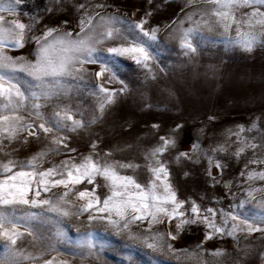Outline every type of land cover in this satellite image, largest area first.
I'll list each match as a JSON object with an SVG mask.
<instances>
[{
	"label": "snow or ice",
	"instance_id": "snow-or-ice-1",
	"mask_svg": "<svg viewBox=\"0 0 264 264\" xmlns=\"http://www.w3.org/2000/svg\"><path fill=\"white\" fill-rule=\"evenodd\" d=\"M29 4H33V0H0V264H72L67 255L79 256L82 262L85 256L97 255V241L92 231L76 241L78 251L62 254L59 249V245L67 243V233L62 227L65 218L73 215L79 218L84 213H88L89 222L104 221L116 234L128 231L130 239L140 240L154 252L165 248L172 254L187 252V249H175L168 241L177 240L186 226L200 224L205 229L204 241L214 236L231 237L237 252L248 255L250 249L239 247V235L248 239L259 233L264 239V199L255 200L253 196L254 192H264V187L249 186L245 199L230 205L228 211L217 212L212 207H202L194 199L178 198L170 179V160L165 158V153L176 147L175 137L181 124L159 136L157 142L144 151L143 167L148 173L144 182L120 171L135 170L140 165L115 161L110 152L92 151L78 157L69 156L46 168L43 166L49 155H60L63 150L74 153L76 149L68 148L67 133L95 124L114 103L117 90H109L104 84L115 80L123 85V81L116 79L118 58L132 60L146 75L155 78L150 62L154 59L152 49L157 41V28L144 27L151 12L146 11L139 20L129 21L104 11L111 5L88 0L76 6V29L68 30L69 21L63 20L56 27L43 25L38 30L41 12L60 11L63 0H52L51 6L45 5L36 11L25 10ZM201 4L203 7H199ZM184 8L192 10L185 12L174 37L184 55L197 52L199 45L195 40L201 35L202 25L210 32L218 31L226 47L251 51L257 44L264 45V0H187L182 12ZM21 16L27 17L28 22H21ZM185 21L186 28L183 27ZM233 31L235 36L231 35ZM29 45L27 56L8 54ZM85 65H98V70L90 73ZM21 73L30 79H21ZM89 75L97 80L103 77L104 82L86 85L97 102L85 119L82 111L73 112L72 106L62 101L70 99L74 84L84 83ZM125 89L126 86L118 91L122 93ZM54 98L56 102L52 103ZM49 108L51 111L46 112ZM76 115L80 118H74ZM152 128L158 125L153 124ZM256 129L257 124L253 122L227 131L228 148L231 147L230 137H236L232 153L235 158L252 150V156L240 173L245 183L264 181V167L258 171L248 168V165H264V143L258 145L253 142L256 137L248 136ZM28 137L37 141L43 139L45 144L26 160L14 158L17 148L13 145L28 143ZM91 148H96L95 141ZM226 152L224 143L207 150H202L199 144L192 146L197 160L202 156L206 161L205 172L213 184L219 181L212 169L224 167L217 154ZM181 158L192 157L179 152L175 159ZM97 177L104 183H98ZM84 183L92 185L91 189L76 187ZM224 186L230 190L229 183ZM97 187L107 191L97 194ZM55 188L63 191L53 193L51 190ZM246 206L247 210L239 211ZM173 221L172 230L152 232L154 225ZM136 222L147 223L143 233L133 234L129 230ZM99 247L105 244L100 242ZM196 248L201 250L200 254L207 251L203 249V241ZM209 254L220 257L224 250L216 248ZM260 256L264 264V252ZM126 259L131 260V257Z\"/></svg>",
	"mask_w": 264,
	"mask_h": 264
},
{
	"label": "rangeland",
	"instance_id": "rangeland-1",
	"mask_svg": "<svg viewBox=\"0 0 264 264\" xmlns=\"http://www.w3.org/2000/svg\"><path fill=\"white\" fill-rule=\"evenodd\" d=\"M86 2L88 0H63L60 11L41 12V24L37 25V29L43 25L56 27L63 20L69 21L66 26L68 30L76 29L78 19L76 6ZM90 2L109 4L111 7L104 11L116 13L129 21L139 20L146 11L151 12L144 27L157 28V41L152 49L154 59L150 62L155 78L146 75V71L132 60L118 58L116 79L123 81V85L115 80L104 84L109 90H117L114 103L108 106L103 117L95 124L67 133L68 148L76 149L74 153L63 150L60 155H49L43 166L46 168L53 163L59 164L69 156L78 157L92 151L110 152L111 158L115 161L124 163L131 161L140 165L135 170L120 171L121 174L132 175L138 181L144 182L148 177L143 167L144 151L155 144L159 136L168 133L176 124H181L182 128L175 137L176 147L170 153H165V158L170 160V179L177 190L178 198L194 199L202 207H212L217 212L228 211L230 205L239 204L245 199V192L249 186L264 187V181L245 183L244 177L240 175L247 159L252 156V150H246L237 159L232 155L236 147V137H230V148L226 142L229 129L235 130L238 125L249 126L255 122L257 129L248 133V136L256 137L253 142L258 145L264 143V140L260 139L264 137V45L257 44L251 51L226 47L218 31L210 32L202 25L201 35L195 40L199 45L197 52L184 55L174 37L181 27L179 22L184 19L185 12L192 10L184 8V11H181L187 0H151V3L149 0H90ZM33 4H29L25 10L36 11L45 5L51 6L52 0H33ZM20 19L21 22H28L27 17L21 16ZM183 27H188L187 21ZM231 35L235 36V32H231ZM112 43L114 42H109ZM30 47L31 45L22 50H11L8 54L27 56ZM85 67L90 73L98 70V65ZM20 77L30 79L22 73ZM103 82V77L97 80L94 75L86 76L84 83L74 84L70 99L62 102L70 104L73 112L82 111L87 119L94 110L97 100L90 94L86 85L93 86ZM124 86L125 91L120 93L118 90ZM55 102L54 98L52 103ZM209 117L212 119L209 120ZM74 118L80 117L76 115ZM153 124L158 125V128H152ZM28 141L23 145H13L17 148L13 153L14 158L26 160L45 144L43 139L37 141L32 137H28ZM93 141L96 143L94 150L91 148ZM219 143L225 144L227 152L217 154L224 167L221 170L212 169L213 175L219 181L213 184L205 172L206 161L202 156L197 160L192 153V146L199 144L202 150H207ZM179 152H186L192 158L176 160ZM261 167L264 165H248L249 169L257 171ZM97 181L100 184L104 183L100 177H97ZM225 183H229L230 190L225 188ZM76 187L91 189L92 185L84 183ZM51 191L56 193L63 189L55 188ZM96 191L97 194H101L107 189L97 187ZM253 196L255 200L264 199V192H254ZM244 210H247V206L239 211ZM87 215L88 213H84L79 218L75 215L65 218L62 227L67 233V243L59 245V249L62 254L78 251L75 248L76 241L84 233L92 231L97 241L98 254L85 256L83 262L79 256L67 255L66 258L72 264H262L260 254L264 252V239H261L259 233L248 239H245L243 234L239 235V247L250 249L249 254L245 256L237 252L236 243L231 237L214 236L213 239L204 241L203 225H189L180 233L177 240L168 241L175 249H187V252L172 254L166 248L162 252H154L146 248L140 240L130 239L128 231L116 234L104 221L89 222ZM174 223L175 221L154 225L152 232L172 230ZM146 228V222L144 224L136 222L130 225L129 230L133 234H141ZM202 241L203 249L207 251L200 254L201 250L197 249L196 245ZM100 242H103L105 247L100 248ZM216 248L224 250V255L215 257L209 254ZM32 251L35 252V249ZM126 257H131V260Z\"/></svg>",
	"mask_w": 264,
	"mask_h": 264
}]
</instances>
